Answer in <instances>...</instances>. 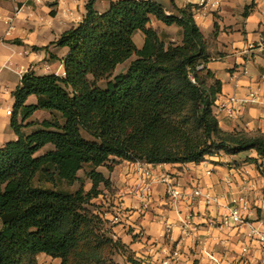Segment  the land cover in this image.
Here are the masks:
<instances>
[{
    "label": "trees",
    "instance_id": "obj_1",
    "mask_svg": "<svg viewBox=\"0 0 264 264\" xmlns=\"http://www.w3.org/2000/svg\"><path fill=\"white\" fill-rule=\"evenodd\" d=\"M178 9L181 16L153 0H117L98 12L90 0L84 19L53 42L68 48L65 75L24 73L12 93L17 138L0 147V264H39L41 253L61 264H120L115 255L129 253L127 245L90 208L112 184L100 167L200 163L249 151L264 164V133L222 128L214 105L223 82L208 67L207 38L191 5ZM153 16L180 27L182 42L158 33ZM134 53L127 71L111 78ZM31 95L37 102L28 104ZM39 110L50 117L29 120ZM86 166L89 189L79 176ZM77 182L75 191L62 187ZM128 261L141 264L130 254Z\"/></svg>",
    "mask_w": 264,
    "mask_h": 264
},
{
    "label": "crops",
    "instance_id": "obj_2",
    "mask_svg": "<svg viewBox=\"0 0 264 264\" xmlns=\"http://www.w3.org/2000/svg\"><path fill=\"white\" fill-rule=\"evenodd\" d=\"M89 1L0 0V147L17 138L11 128V119L8 118L12 115H8L6 111L2 114L4 108L11 109V104H15L13 91L21 84L24 73L29 70L38 75H65L63 58L68 53V48L56 46L53 42L84 19ZM113 1L117 0H94V7L98 12H104ZM254 4L242 23L234 20L237 7L235 0L225 1L219 10V20H215V13L195 18L206 38L214 35L215 24H218L215 40L216 52L220 56L214 57L208 64L216 77L223 82L222 93L215 102V113L217 103L228 95L235 93L244 97L250 91H255L259 96L258 103L247 105L242 115L237 118H227L219 114L222 118L219 119L222 128L229 131L243 129L264 133V64L258 61L264 58V44L260 42L264 36V0L261 4ZM9 17H14L12 30H9L7 23ZM157 22L159 23V20L156 17H151L153 27L161 28L160 31L157 30L158 33L164 30L163 28L172 26L164 27V23L160 26ZM137 35L140 38L137 46L142 47L144 36L142 32H137ZM251 43L255 44V48L249 49ZM228 58L231 60L230 65L221 63H225L224 60ZM214 61L219 62L218 65L213 63ZM252 64L256 65L257 70L253 69ZM223 70L228 76L218 77V72ZM36 102L37 98L35 102L27 103ZM38 112L45 111L39 110L35 113ZM247 156L255 157L256 152L207 156L200 164L158 165L123 160L115 165L112 172L107 173L102 167L99 168L110 178L112 184L111 190L106 189L105 194H101L95 201L106 205L101 210L108 220H111L114 214L120 215L121 222L115 224L113 230L127 245L129 254L141 264H158L159 251L165 246H177L185 255L196 259L203 244L233 260L241 251L236 231H220L208 223L209 218L212 219L221 213L219 205L207 206L196 199L188 206L196 215L194 220L198 231L187 236L181 228L182 216L169 203L162 183H153L150 208L147 211L140 210V177L143 168L149 167L156 173L169 174L185 188L201 184L212 195L226 196L225 180L229 178L237 185L243 180H256L264 191V172H260L255 163L244 161ZM211 168L213 173L207 175L206 170ZM261 169H264V164ZM109 205L110 209L107 208ZM184 206L187 208V204ZM261 207L258 214L264 217V205ZM166 219L172 223V229L168 233L165 228ZM116 260L120 264H133L128 261V255H117Z\"/></svg>",
    "mask_w": 264,
    "mask_h": 264
},
{
    "label": "built area",
    "instance_id": "obj_3",
    "mask_svg": "<svg viewBox=\"0 0 264 264\" xmlns=\"http://www.w3.org/2000/svg\"><path fill=\"white\" fill-rule=\"evenodd\" d=\"M225 1L197 0L195 3L189 4L192 7L194 18H200L208 13L219 11ZM7 23L9 30H12L14 17H9ZM260 42L264 44V36L261 37ZM253 48H255V44L251 43L249 49ZM193 81H195L194 78ZM258 101L259 96L255 91H250L244 97L234 93L217 103V113L227 118H237L242 115L247 105L258 103ZM6 113L12 115L13 109H7ZM205 173L211 175L213 169H208ZM154 182L162 183L165 186L166 198L177 213L182 216L181 228L185 235L190 236L192 232L198 231L194 220L196 215L188 207L197 199L207 206L219 205L221 207V213L212 219L209 218L208 223L220 231H236L241 248L238 256L231 260L203 244L199 257L192 259L181 252L178 247L165 246L159 251L158 262L160 264H264V217H261L253 207L259 203L260 206H263L264 191L256 180H243L240 185H237L232 179H226V196H219L212 195L201 184L185 188L165 172L156 173L152 168H143L140 177V184H142L141 208H148L151 203ZM184 204H187V208ZM111 221L113 223L120 222V215H114ZM165 228L167 233L172 229V223L167 219Z\"/></svg>",
    "mask_w": 264,
    "mask_h": 264
},
{
    "label": "rangeland",
    "instance_id": "obj_4",
    "mask_svg": "<svg viewBox=\"0 0 264 264\" xmlns=\"http://www.w3.org/2000/svg\"><path fill=\"white\" fill-rule=\"evenodd\" d=\"M197 0H175V7L177 8V7H188L190 4L189 3H195ZM254 3H259V4H261L262 3V0H235V4H236V9H235V18H234V20L236 19L237 20V22L239 21L240 23H242L243 22V20H244V18L246 17V15L244 14L245 13V10H246V7H247V5L251 8V6H253V5H255ZM258 4V5H259ZM249 8V9H250ZM248 9V15H249V10ZM220 11H217V12H215V14H214V17H215V20H219L220 19V17H221V12L219 13ZM247 15V16H248ZM151 25H152V23H150ZM156 24H159L160 26H162V22H160L159 21V23L157 22ZM164 25V27H166V26H168V25H165V24H163ZM153 26V25H152ZM203 26V25H202ZM155 29L156 30H158V31H160V27H158V26H155ZM164 30H162V31H164V32H160L162 35H166V36H168V38L170 39V40H172L173 42H175V43H181L182 42V39H183V37H182V30H181V28L180 27H178L177 25H172L171 27H169V28H163ZM167 31V32H166ZM166 32V33H165ZM217 38V36L216 35H212L211 37H209V38H207V42H208V48H209V51L211 52V54H212V56L213 57H219L220 56V54L219 53H217L216 52V39ZM168 39V40H169ZM134 40H135V43L136 44H138V42L140 41V38H139V36L137 35V33L134 35ZM136 58V53H134V55L130 58V59H128V60H126V61H124V62H122V63H120L118 66H117V68L115 69V71H114V73H113V76L111 77V78H114V76H116V75H118V74H120V73H124V72H126L127 71V69H128V67H129V65H130V62L132 61V60H134ZM259 62H261L262 64H264V58H260L259 60H258ZM212 62V61H211ZM224 62L225 63H223V61H221V63L222 64H225V65H230V63H231V60L228 58V59H225L224 60ZM213 63H215L216 65H218V63L219 62H213ZM252 67H253V69H256L257 70V68H256V65H254V64H252L251 65ZM218 74H219V76L218 77H223V78H226L228 75H227V72L225 71V70H223V71H219L218 72ZM106 80H102L101 82H100V85L101 86H105L106 85ZM35 100H36V98H35V96H31V97H29L28 98V100H27V102L28 103H31V102H35ZM13 107H14V105L13 104H11V109H13ZM214 108H215V105H214ZM5 111H6V108H4V110L2 111V114H5ZM214 113H215V111H214ZM216 115H217V117H219V119L220 120H222V118H220L221 116H219L218 115V113H215ZM50 117V113L48 112V111H45V112H38V113H35L29 120H31V119H34V120H42V119H44V118H49ZM9 119H11V116H9L8 117ZM35 126H31V127H29V128H26V131H30V130H32L33 128H34ZM242 131H246V130H243L242 129ZM246 132H248V131H246ZM248 133H250V134H253V135H255V134H257V133H259V132H248ZM223 153H218V154H215V155H213L214 157H220L221 155H222ZM223 155H225V154H223ZM208 157H210V156H208ZM254 157L253 156H247L245 159H244V161H249V162H253L254 161V159H253ZM205 161V160H204ZM200 163H202V162H200ZM200 163H196V164H200ZM254 163V162H253ZM256 165H257V168L259 167V171L261 172H264V169H261V167L263 166V163H255ZM102 170H104L105 172H107L108 173V169H107V167H105V166H103L102 167ZM89 171V167L88 166H86L83 170H81L80 172H79V176L81 177V178H83V180L85 181V187H86V189H89L90 187H91V183H90V181H89V179L86 177V172H88ZM62 187L64 188V189H67V190H70V191H75L76 189H78L79 187H80V183L79 182H77V183H75L74 185H71V186H69V185H67V184H63L62 185ZM103 188V195L105 194L104 193V191L106 190V189H108V190H111V188H104V187H102ZM166 192V191H165ZM152 194V193H151ZM141 201H142V198H141ZM169 201V200H168ZM94 202H95V204L96 205H92V206H90V208H92V209H94V210H100V211H102L101 209H102V207H104V206H106V205H103V204H99V201H95L94 200ZM170 203V202H169ZM112 205V204H111ZM111 205H109V206H107V208L108 209H110L111 208ZM141 205H142V203H141ZM150 205H151V203L149 204V206H148V208H141L140 207V210L141 211H147V210H149V208H150ZM261 204L259 203L258 205H253V207L257 210V211H259V210H261V206H260ZM262 205H264V204H262ZM191 209V208H190ZM114 215H118V214H114ZM111 223V225H114L115 226V224H117V223H113L111 220H109ZM121 222V221H120ZM120 222H118V223H120ZM113 226V227H114ZM112 227V228H113ZM0 228H1V225H0ZM114 238L116 239V238H118V236L116 235V233H115V235H114ZM172 247H177V246H172ZM129 251V250H128ZM129 253H126V255H128ZM119 255H122V254H119ZM125 255V254H124ZM116 256L117 255H115V259H116ZM36 259H37V261H38V263L39 264H61V259H59V258H53V257H51V256H49V255H46V254H44V253H41V254H38V255H36ZM136 260V259H135ZM117 261V260H116ZM138 261V260H137ZM138 262H140V261H138ZM141 263V262H140ZM158 264H160L159 262H158Z\"/></svg>",
    "mask_w": 264,
    "mask_h": 264
},
{
    "label": "water",
    "instance_id": "obj_5",
    "mask_svg": "<svg viewBox=\"0 0 264 264\" xmlns=\"http://www.w3.org/2000/svg\"><path fill=\"white\" fill-rule=\"evenodd\" d=\"M163 6L168 14H175L181 16V12L175 7L173 0H153Z\"/></svg>",
    "mask_w": 264,
    "mask_h": 264
},
{
    "label": "flooded vegetation",
    "instance_id": "obj_6",
    "mask_svg": "<svg viewBox=\"0 0 264 264\" xmlns=\"http://www.w3.org/2000/svg\"><path fill=\"white\" fill-rule=\"evenodd\" d=\"M173 3H174V5H175V0H173Z\"/></svg>",
    "mask_w": 264,
    "mask_h": 264
}]
</instances>
